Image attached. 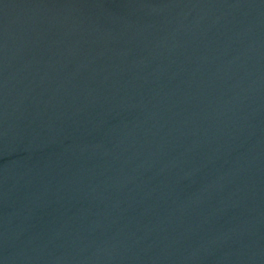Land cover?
<instances>
[{"label": "water", "instance_id": "95a60500", "mask_svg": "<svg viewBox=\"0 0 264 264\" xmlns=\"http://www.w3.org/2000/svg\"><path fill=\"white\" fill-rule=\"evenodd\" d=\"M0 264H264V0H0Z\"/></svg>", "mask_w": 264, "mask_h": 264}]
</instances>
